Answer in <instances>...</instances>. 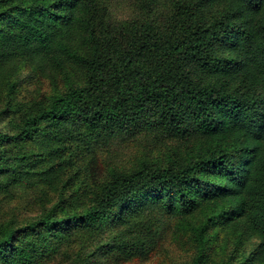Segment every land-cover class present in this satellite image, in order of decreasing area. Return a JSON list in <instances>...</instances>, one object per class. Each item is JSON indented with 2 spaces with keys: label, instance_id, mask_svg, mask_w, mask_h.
I'll use <instances>...</instances> for the list:
<instances>
[{
  "label": "trees",
  "instance_id": "1",
  "mask_svg": "<svg viewBox=\"0 0 264 264\" xmlns=\"http://www.w3.org/2000/svg\"><path fill=\"white\" fill-rule=\"evenodd\" d=\"M104 128L192 142L0 220V264H41L77 229L156 205L178 217L195 264H264V0H171L160 19L125 24L99 0H0V193L36 162L52 186L71 143Z\"/></svg>",
  "mask_w": 264,
  "mask_h": 264
},
{
  "label": "rangeland",
  "instance_id": "2",
  "mask_svg": "<svg viewBox=\"0 0 264 264\" xmlns=\"http://www.w3.org/2000/svg\"><path fill=\"white\" fill-rule=\"evenodd\" d=\"M170 1L99 0L107 8V20L120 24L147 17L160 19L170 9ZM36 85L34 79L22 83L19 97L29 99ZM40 92L50 93L47 79L43 80ZM191 142V138L161 134L153 128L134 133L99 129L86 143H71L64 151L67 162L52 186L45 185L32 172L41 162L29 166L16 183L0 193V220L27 221L74 188L79 192L91 190L109 181L114 172L131 170L143 161L151 163L166 156H180ZM177 218L158 205L134 208L126 214V221L111 219L77 229L73 236H64L66 240L42 253L41 264H195L197 250L191 248L183 232L175 230ZM256 242L252 238L244 245L242 254L246 255ZM233 245L234 242L229 248ZM216 247L219 259L231 252L224 251L219 244Z\"/></svg>",
  "mask_w": 264,
  "mask_h": 264
}]
</instances>
